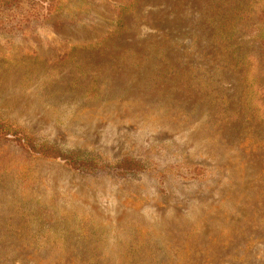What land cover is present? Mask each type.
Masks as SVG:
<instances>
[{
	"label": "rangeland",
	"instance_id": "rangeland-1",
	"mask_svg": "<svg viewBox=\"0 0 264 264\" xmlns=\"http://www.w3.org/2000/svg\"><path fill=\"white\" fill-rule=\"evenodd\" d=\"M8 16L0 113L81 165L0 139V264H264V0Z\"/></svg>",
	"mask_w": 264,
	"mask_h": 264
},
{
	"label": "trees",
	"instance_id": "trees-1",
	"mask_svg": "<svg viewBox=\"0 0 264 264\" xmlns=\"http://www.w3.org/2000/svg\"><path fill=\"white\" fill-rule=\"evenodd\" d=\"M25 1H31L33 3L42 2L47 5L49 11L56 14L60 13L67 3V0H0V29L3 28L6 23V18L9 17L8 13L18 9ZM2 138L16 141L26 149L44 158L61 159L73 166L81 165L80 160H78L79 157L75 158L72 155L61 154L47 145L36 143V140L33 139L31 134L24 130L18 123L0 113V139ZM117 168L118 170L135 172L139 170L140 166L134 161L125 160Z\"/></svg>",
	"mask_w": 264,
	"mask_h": 264
}]
</instances>
